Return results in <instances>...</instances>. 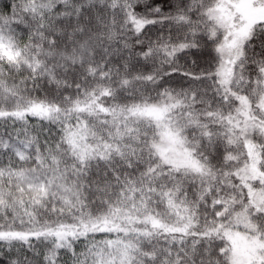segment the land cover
<instances>
[{"label": "snow or ice", "instance_id": "1", "mask_svg": "<svg viewBox=\"0 0 264 264\" xmlns=\"http://www.w3.org/2000/svg\"><path fill=\"white\" fill-rule=\"evenodd\" d=\"M0 264H264V0H0Z\"/></svg>", "mask_w": 264, "mask_h": 264}]
</instances>
